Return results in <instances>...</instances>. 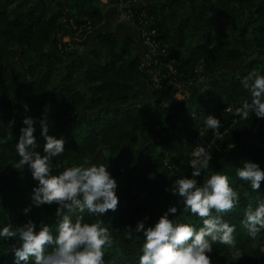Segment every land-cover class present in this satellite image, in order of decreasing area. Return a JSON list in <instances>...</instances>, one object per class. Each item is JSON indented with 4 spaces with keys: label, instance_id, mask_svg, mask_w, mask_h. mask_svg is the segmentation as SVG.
Segmentation results:
<instances>
[{
    "label": "trees",
    "instance_id": "16d2710c",
    "mask_svg": "<svg viewBox=\"0 0 264 264\" xmlns=\"http://www.w3.org/2000/svg\"><path fill=\"white\" fill-rule=\"evenodd\" d=\"M120 2L129 4L121 9L129 11L130 25L149 34L156 45L152 57L161 73L159 88L148 72L151 67L140 66L133 39L99 32L89 64L72 55L71 44L62 41L78 30L81 36L96 28L103 20V8ZM135 3L0 0V118L17 112L31 116L41 154L45 140L39 121L47 118L49 135L63 137L65 148L59 161L53 158L58 166L52 174L104 151L101 163L116 179L118 196L116 210L99 217L114 239L105 250L104 264H136L143 231L126 238V225L134 228L142 220L145 227L152 226L172 205L177 212L169 213V218L180 217L183 202L171 192L172 182L191 176L188 161L193 149L210 144L209 170L197 180L220 172L240 194L238 207L224 219L236 225L234 236L243 255L233 261L231 252L218 242L207 254L213 264H264V232L251 239L241 226L248 203L255 204L257 196L264 199V180L254 192L235 176V168L245 160L264 171V118L253 114L241 120L235 115L249 96L242 77L254 69L264 74V68L256 60L226 70L227 64L250 57L253 49L264 51V0H148L134 8ZM246 13L252 16L245 20ZM223 18L236 34L233 43L216 31ZM199 79L204 81L200 87L184 93L178 88ZM138 81L159 94L174 92L166 103L140 106L136 102L141 92L134 85ZM209 114L221 120L215 132L204 127ZM22 126V119L0 123V225L32 219L37 226L43 221L54 230L57 205H35L32 191L37 181L27 167L17 170L11 165L18 159L14 145ZM96 219L85 215L88 222ZM191 222L197 227L202 223L196 217ZM12 242V238L7 243L0 240V264H14V254L7 250Z\"/></svg>",
    "mask_w": 264,
    "mask_h": 264
},
{
    "label": "clouds",
    "instance_id": "9594fccd",
    "mask_svg": "<svg viewBox=\"0 0 264 264\" xmlns=\"http://www.w3.org/2000/svg\"><path fill=\"white\" fill-rule=\"evenodd\" d=\"M241 84L249 96L235 109V115L241 120L253 114L264 118V74L255 69L249 71ZM46 121V117L39 121L45 140L41 154L33 135L35 121L31 116L23 118L24 126L14 145L18 159L11 165L17 170L27 167L31 171L37 181L32 191L35 205H57L55 229L43 221L37 226L32 219L15 226L6 223L0 225V240L7 243L12 238L11 248L7 250L13 252L14 264H104L105 250L112 247L114 239L99 217L117 208L116 179L104 163L87 159L52 174L53 167L58 166L53 158L59 161L65 153L64 139L49 135ZM203 123L213 132L221 127V120L212 114ZM200 135L203 137V133ZM211 147L197 144L188 161L191 176H181L172 182L171 192L183 202L179 218H169V213L177 212L172 205L152 226L145 227L142 220L134 228L125 226L126 238H131L133 232L143 231L136 264H213L207 253H211L215 242L226 246L233 261L243 255L234 236L236 225L224 219L238 207L240 194L231 186L229 177L220 172H210L202 182L197 180L209 170ZM235 176L256 192L264 180V171L256 162L245 160L242 167L235 168ZM255 201L244 208L241 220L242 228L251 239L264 232V199L257 196ZM28 210L25 208L24 212ZM85 215L97 219L88 222ZM193 217L202 222L199 227L191 222Z\"/></svg>",
    "mask_w": 264,
    "mask_h": 264
},
{
    "label": "rangeland",
    "instance_id": "374dc122",
    "mask_svg": "<svg viewBox=\"0 0 264 264\" xmlns=\"http://www.w3.org/2000/svg\"><path fill=\"white\" fill-rule=\"evenodd\" d=\"M131 2H132V0H131ZM147 2H148V0H136V3L134 4L133 7L134 8H138L139 6H141L143 4H146ZM109 5H111V4H109ZM123 5H124V2H120L119 4L115 5L114 8H116V10L118 11L117 13H118L119 20L128 22L127 21V16L125 14L126 12L121 9V8H123ZM128 5L129 4H125L124 7H126ZM106 7H107V5L103 8V13H104ZM120 16H121V18H120ZM251 16H252V13H246L245 14V20L248 19ZM136 29H138V28H136ZM141 31H142L143 40L148 44L147 40L145 39L146 36H147V33H145L143 30H141ZM216 31L218 33H224L225 35H227L232 43L235 41L236 34L234 32H232V29L228 25V22H227V20L225 18L219 19L217 21ZM84 34H85V32H84ZM84 34L82 36H84ZM81 37H76V36L75 37H71L67 41V43L70 44L71 40H77L78 38H81ZM73 42L77 43L76 41H73ZM73 42H71V44ZM76 46H77V44H76ZM134 47L135 46H133V49H135ZM75 49H77V48H75ZM133 52L135 53V50ZM72 54L73 55H77L76 53H72ZM256 60L260 61L261 62V67L264 68V51L263 50L253 49L252 52H251L250 57L242 60L238 64H227L226 65V70L228 72H232L233 69L235 68L234 66L238 65V66L243 68L248 63H250L251 61H256ZM203 83H204V81L202 79H199L196 82H191L190 84H188L187 86H185L183 88H180V86L178 88L180 89L181 92L184 93V92H188V91H190V90H192L194 88L200 87ZM138 86H141V85L138 84ZM172 92H174L173 89H168V90H165L163 93L159 94L156 91H154L152 88H147L146 87V88L142 89L141 96H140L139 100H137L136 103L138 105H140V106H153V105H159L161 103H166L168 101V97L172 94ZM175 96L178 99L182 98V96L180 94H176ZM24 117H25L24 114H22L20 112H17V113H15L13 115H10V116L1 117L0 118V123H3V122H15L18 119H22L23 120ZM104 156H105L104 151L101 150L90 161H92V162H101L104 159Z\"/></svg>",
    "mask_w": 264,
    "mask_h": 264
},
{
    "label": "crops",
    "instance_id": "0c3cea01",
    "mask_svg": "<svg viewBox=\"0 0 264 264\" xmlns=\"http://www.w3.org/2000/svg\"><path fill=\"white\" fill-rule=\"evenodd\" d=\"M102 2L105 3L106 0L104 1L102 0ZM114 7H115L114 4L107 5L104 11L103 20L96 28L94 29L88 28L85 31L84 36L81 35L82 36V37L80 36L81 38H78L77 40H71V42L73 41L77 42V43L73 42L72 44L70 42L71 54L76 53L77 55H79L85 64H89L90 50L97 48L98 46L94 37L99 32H104V31H113L119 40H123L124 38L133 39L135 41V45H134L135 54L139 56L141 61L144 58V55L149 46L142 38V31L140 29H136L135 27L131 26L128 22L119 20L118 13H117L118 11ZM70 38H71L70 36H64L62 37V41L67 43V41ZM138 84L141 86H138ZM134 85L136 89L138 90L140 89L139 90L140 92H142L143 88H146V87L150 88L144 81H138Z\"/></svg>",
    "mask_w": 264,
    "mask_h": 264
},
{
    "label": "built area",
    "instance_id": "2783aa9c",
    "mask_svg": "<svg viewBox=\"0 0 264 264\" xmlns=\"http://www.w3.org/2000/svg\"><path fill=\"white\" fill-rule=\"evenodd\" d=\"M128 4V3H124ZM123 5V7H124ZM127 7V6H126ZM127 16V21L129 22V18H130V13L129 11L125 13ZM80 30L76 31L74 33L73 37H80ZM146 33V32H145ZM148 42V49L144 55V58L142 59V62L140 64V66H145L151 69L148 70L149 74L152 76V80H153V85L155 88H159L160 87V79H161V73L159 68L156 66L157 65V60L155 58L152 57V54L155 52V43L150 39V35L147 34L146 38H145ZM71 47V46H70Z\"/></svg>",
    "mask_w": 264,
    "mask_h": 264
}]
</instances>
